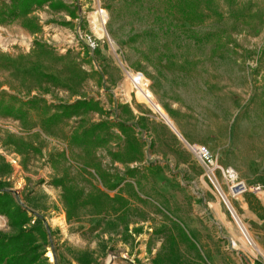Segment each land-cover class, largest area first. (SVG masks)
Segmentation results:
<instances>
[{"label":"rangeland","instance_id":"rangeland-1","mask_svg":"<svg viewBox=\"0 0 264 264\" xmlns=\"http://www.w3.org/2000/svg\"><path fill=\"white\" fill-rule=\"evenodd\" d=\"M18 1L0 0L9 44L0 98L38 101L22 118L0 112V182L26 209L23 227L44 233H32L36 263L264 264V0H51L63 7L34 3L25 14ZM21 35L28 49L12 42ZM79 98L92 106L44 128L56 103ZM99 120L109 123L98 130L105 143L69 142ZM127 136L141 140L139 154L113 159ZM197 145L235 179L216 167L212 181ZM237 180L247 188L234 194ZM97 188L124 200L96 211L87 193ZM69 192L78 209L64 201ZM0 233H14L2 213Z\"/></svg>","mask_w":264,"mask_h":264},{"label":"trees","instance_id":"trees-1","mask_svg":"<svg viewBox=\"0 0 264 264\" xmlns=\"http://www.w3.org/2000/svg\"><path fill=\"white\" fill-rule=\"evenodd\" d=\"M50 1L54 7H63L62 3H53L51 0H19L18 7L21 14L27 13L32 4H42ZM193 6L187 8L188 11L192 10ZM195 15V14H194ZM30 27V25H28ZM39 77L54 78L53 75L38 71ZM16 102L13 100L4 101V98H0V112L3 114L14 115L18 118L24 117L27 112V106L34 104L38 99L21 100L13 96ZM20 100V101H17ZM92 99L90 98H79L73 102H58L56 103V109L47 114L43 119V126L48 130L52 125L58 122L62 117H68L73 114L79 113L81 110H86L92 106ZM120 127L125 130L126 127H130V123L125 120H115ZM106 120H99L91 122L88 125H84L81 128L74 129L69 135V142L74 145H101L105 143L106 136L98 134V130L106 128L108 126ZM108 130V129H107ZM126 150L122 152L120 149L110 151L113 159L126 161L135 158L140 152V142L137 137H126ZM153 163H148V170L152 169ZM140 169L137 167H127L125 173L129 176H134ZM95 194L88 191L87 196L97 199L94 201V209L101 211L110 206H113V201L124 200V196L115 193L111 195L100 188L95 189ZM81 193H84L81 189ZM64 201L71 206V209H78L80 201H78V195L75 192H69L63 194ZM94 198V199H95ZM108 204V205H107ZM96 207V208H95ZM125 209V206H123ZM0 213L6 215L9 219L11 228L14 229L13 234L0 233V264H37L39 255L37 254L38 244L34 241L33 232L38 231L42 237L44 233L39 225H34L31 228H24V223L28 220L27 211L22 205L15 200L11 195V191L4 187L3 183L0 182ZM127 228H124L128 230ZM135 232H140V228H133ZM155 264L160 263V257L155 256L153 259ZM40 264V263H38Z\"/></svg>","mask_w":264,"mask_h":264},{"label":"built area","instance_id":"built-area-1","mask_svg":"<svg viewBox=\"0 0 264 264\" xmlns=\"http://www.w3.org/2000/svg\"><path fill=\"white\" fill-rule=\"evenodd\" d=\"M100 10H104V9H99L98 10V15L101 16V19L104 17H106L105 11L102 12V14L99 12ZM105 21V20H104ZM3 27L0 26V48L5 50L9 44L7 43V39L6 37L3 36ZM32 39H30L28 36L26 35H21L19 38H15L14 41H12L15 44H19L20 46H25L27 49L30 47L31 43H32ZM63 49V50H62ZM61 51L66 50V48L62 47ZM132 78V76H131ZM136 78H142V76L140 74H137ZM141 81V80H140ZM135 87L138 89V85L134 84ZM196 151L198 152L199 157L201 158V160L203 161L205 168H206V172L207 175L209 176V178L212 180L213 177H215V168L216 167H220L222 170V174L224 177H226L227 179L231 178L232 180L235 179V172L232 168H226L224 169L222 166H220L216 159L212 156L211 151L209 150V148L206 145H197ZM211 170V171H209ZM234 172V174H233ZM213 181V180H212ZM246 185L244 183V181L242 180H237L235 182H232V184L230 185V189L231 191L235 194V193H240L242 191H244L246 189ZM254 189H258V187H253ZM58 227L61 229L62 231V225L61 223H58ZM63 232V231H62Z\"/></svg>","mask_w":264,"mask_h":264},{"label":"crops","instance_id":"crops-1","mask_svg":"<svg viewBox=\"0 0 264 264\" xmlns=\"http://www.w3.org/2000/svg\"><path fill=\"white\" fill-rule=\"evenodd\" d=\"M129 102L133 112L135 113V117L137 118L140 114H143V112L138 111V109L136 108L137 103H131V101H126ZM170 114V113H169ZM171 118V117H170ZM128 122L130 123V125L132 126V122L128 120ZM117 135H119L117 133ZM122 136V135H121ZM120 138V137H119ZM256 204H257V214L261 217L260 218V222H264V189H262V194L261 195H256ZM262 264V263H259Z\"/></svg>","mask_w":264,"mask_h":264},{"label":"bare ground","instance_id":"bare-ground-1","mask_svg":"<svg viewBox=\"0 0 264 264\" xmlns=\"http://www.w3.org/2000/svg\"><path fill=\"white\" fill-rule=\"evenodd\" d=\"M104 10H100L99 12L102 14V12H103ZM102 21H101V23H104L105 21H104V17L101 19ZM136 85H138L137 83H136ZM196 154L198 155V152L196 151ZM198 157H199V155H198ZM200 158V157H199ZM201 159V158H200ZM209 171H211V170H209ZM233 174H234V172H233ZM236 175V174H235ZM213 179H217V177L215 176V177H213L212 178V180ZM217 184H219V182H216ZM237 219L239 220V218L237 217ZM61 220V219H60ZM239 222H241V221H239Z\"/></svg>","mask_w":264,"mask_h":264},{"label":"water","instance_id":"water-1","mask_svg":"<svg viewBox=\"0 0 264 264\" xmlns=\"http://www.w3.org/2000/svg\"><path fill=\"white\" fill-rule=\"evenodd\" d=\"M172 127H173V129L177 132V134H178L180 137L183 138L182 134L177 130V128H176L174 125H173ZM183 139L189 144V142H188L185 138H183Z\"/></svg>","mask_w":264,"mask_h":264}]
</instances>
